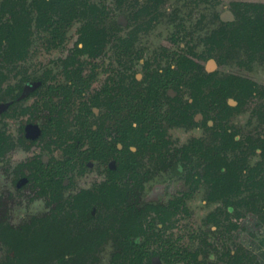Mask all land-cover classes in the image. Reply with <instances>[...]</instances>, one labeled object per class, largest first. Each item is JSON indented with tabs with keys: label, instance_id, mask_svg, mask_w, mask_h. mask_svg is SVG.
Segmentation results:
<instances>
[{
	"label": "rangeland",
	"instance_id": "374dc122",
	"mask_svg": "<svg viewBox=\"0 0 264 264\" xmlns=\"http://www.w3.org/2000/svg\"><path fill=\"white\" fill-rule=\"evenodd\" d=\"M52 1L0 0V264H113L116 254L120 255L117 264L130 263L136 255L143 260L135 264H185L184 260L166 261L161 252L169 242L199 255L201 264H264V39L254 44L226 39L213 51L208 42L224 22L235 20L237 26L246 12L264 18V0H163L159 19L152 25L147 24V14L134 18L147 0H77L75 17L66 16L68 23L58 20L64 13L62 6L53 10L55 17L50 16ZM82 28L107 32V44L98 59L87 54L90 49H79ZM130 37H134L132 51L144 60L135 58L128 68L122 53L128 48L123 41ZM178 54L189 59V75L213 71L217 79L235 76L257 85L256 94L226 121L240 147L223 149L221 154L249 171L241 175L239 193L216 198L218 193L205 181H192L195 173H205L206 160L200 151L184 148L201 140L202 149L214 152L223 142L215 119L212 127L201 119L193 123L197 107L187 106L193 98L188 78L177 94L180 100L172 103L184 123L168 127L165 156L154 151L141 155L139 176L112 187L110 203L100 199L87 212L70 206L81 191L99 189L114 163L93 162L84 174L76 167L67 177L56 178L51 194L45 195L40 185L33 184L31 169L23 165L34 160L44 166L63 161L57 133L67 123L70 132L76 131L74 116L83 98L92 99L113 76L128 80L137 76L142 82L145 62L159 67L160 58L167 65ZM76 68H83L81 75ZM112 69L119 72L111 73ZM70 74L90 80L86 97L75 96L61 108L60 94L55 106L53 96L68 86ZM29 83H36L32 95L26 89ZM163 109L169 112L168 106ZM208 114L216 117L218 111ZM51 123L60 130L48 136ZM86 202L83 199L82 206ZM146 206H154L149 215L137 213ZM157 207L169 210L164 225L156 218ZM131 209L134 216L156 218L152 226L162 239L151 235L149 247H133L134 237L122 232L119 223L114 225ZM111 227L116 231L107 235ZM143 239L145 244V235ZM92 242L91 249L86 247Z\"/></svg>",
	"mask_w": 264,
	"mask_h": 264
},
{
	"label": "flooded vegetation",
	"instance_id": "af4514ba",
	"mask_svg": "<svg viewBox=\"0 0 264 264\" xmlns=\"http://www.w3.org/2000/svg\"><path fill=\"white\" fill-rule=\"evenodd\" d=\"M162 1L163 0H147L144 7L135 11L134 18L139 19L141 16L147 14L150 17L147 24H155L159 19L157 12ZM136 2L139 3L138 0ZM121 3H118V5L120 6ZM60 6H62L64 13H62L61 18H58V20H62L63 22L66 21V23H68L66 19V16L69 17V13H67L68 7L65 4L58 3L57 0L52 1V4H50L52 12L49 14L51 17H55L53 12L57 11ZM250 7L251 6L248 8ZM95 8L98 10L97 7ZM246 13L241 15L240 23H238L237 26L235 20L226 21L221 28L217 29L211 36L208 37V42L211 43V51H213V46L215 47L223 44L226 39L230 42H234V44L244 42L254 44L264 39V18L261 15L253 17ZM72 17H75V14ZM85 31L88 33L93 32L95 34L96 41L93 46H86L83 43H79L80 40L83 39V32ZM107 35L108 34L104 29L90 30L89 28H82L81 36L78 39L79 49H90L87 54L92 57V59H98V57H101V53L107 44ZM123 42L128 48L125 49L122 55L126 56L125 58H127V63L129 62L128 68H130L134 63L133 60L135 58L141 59L142 57L137 56V53L132 51V47L134 46V37H130V39L124 40ZM166 55L167 54L164 53L163 57L165 58ZM174 55L169 58L167 65H162L164 61H161L160 58L159 67L151 66L149 61L145 62L143 64V70L145 72L144 79H142L143 83L138 81L139 78H137V76L136 78L132 76L131 80H128L126 77L117 79L113 76L108 78L107 85L104 88L99 89V91L90 100H85V98H83L86 97V90L87 87H89L90 80L82 79L81 76L76 78L70 74L68 78V86H64L56 90L58 96H53V102L56 103V106L59 99L61 100L59 95L63 94L60 106L61 108H66V103L71 102L75 96L83 98V103H80L79 105V114L74 116V127L76 128V131L70 132L69 130L71 126L69 127V123H67L66 129L63 126L62 131H58L57 133V135H59L57 138H60L61 136L62 140L60 141L58 148L63 151V161H51L44 166L43 162L40 163V161L34 160L29 166L23 165L25 169H31V175L29 178L32 180L33 184L40 185L41 187L42 185L47 184L45 181L41 180L44 171L62 173L63 176L48 178V182H52L54 184L56 178L67 177L68 172L76 169V167H79L81 173L84 174L93 162L100 161L109 164L114 163L115 167L111 168L108 172L109 178L100 185L99 189H96L95 191H81L74 197V201L71 200L70 206L73 210H82L84 212L85 206L80 205L82 204L83 199L89 203L91 201H98L102 197V192L109 191L111 196L112 187L114 188L122 183L125 178L129 181L136 179L139 176V157L141 155H146L151 151L159 152L160 156L164 157L166 154L164 147H168V142L166 141L168 127L182 126L184 123L183 119L178 117L180 113L177 114L176 109L172 108V103L173 101L180 100L177 99V94L179 93L180 88H183L182 84L185 78H188L187 86L193 94V98L191 100L192 102L189 101L187 106L192 109L194 106L197 107L196 110L193 109V123L197 125L201 119L206 125L212 127L216 120V131H218L217 134L221 136L223 144L224 142L226 143L225 140L229 138V134H234V137L239 143L237 148H239L240 140L238 139L236 133H233L228 129L226 121L235 111L240 109L246 98L256 94V83L247 79H240L235 76H230L225 79H217L213 71H206L205 74L200 72L189 75L191 74V70L187 65L189 59L181 54H178V56ZM119 60L122 59L119 58ZM82 69L83 68H76L74 70L81 75L83 72ZM113 72L117 74L119 70L112 69L111 73ZM72 73H74V71H72ZM134 79H136L139 83H136ZM238 82L244 85H250L251 91H248L246 94L244 92V88L238 86ZM35 85L36 83H29L26 85L27 92L30 95L34 94ZM228 86H230V90L228 91L230 94L224 93V88H227ZM235 99H237L238 102L233 105V110L229 112L226 105L230 102V100ZM166 106L169 107L168 113L167 109H163ZM102 107H106V114H103V116L100 115ZM53 109L52 112H54ZM216 110L218 111L217 116L209 117L208 113ZM185 113L187 112L185 111L183 114ZM58 114H56L57 118L59 117ZM62 118L61 123H63ZM177 118L180 120H177ZM47 130H49V132H46V135L53 136L55 130H60V126L56 123H51ZM69 132L71 135L68 134ZM66 134H68L67 137ZM75 137L77 138V141H75ZM140 139L144 140L143 145L145 146H134V142ZM195 143L198 144L197 147H194ZM202 148V141L195 140L191 148L187 147L184 149L200 151L201 156L204 159V153H208L211 158L214 155L223 153V149H221L220 146L216 147L214 152H211L210 149L208 150ZM222 148H224V145ZM237 148H232V150ZM224 149H226L224 150L225 152H229L231 150L227 148ZM222 156H224L226 161H228V155L226 156L223 154ZM117 157H123V160L126 162L131 159L133 163L129 165L125 164L127 169L124 170V172H120L118 169L122 164L118 162ZM211 158L205 159V173L197 172L192 176L194 184H201L205 181L212 188L214 187L213 182H208L205 179V175L207 174L214 178L219 176V170L213 165ZM50 191L52 190L46 189L45 191L43 189V193L45 192V195L51 194ZM81 196H83V198ZM153 208L154 206H146L144 209H140L137 213L139 214V212L142 211V214L147 213L149 215L150 209ZM159 208L160 207H157V209ZM132 209L123 213L120 220H114V225L117 223L121 225L120 230L122 232L128 233V235L134 237L135 240L132 246L137 249H146L151 244V235L162 239L161 234L157 232L156 227L152 225L156 222V218L161 223L163 221V225L165 224L164 222H166L168 216L165 213L166 211L162 210L164 208L161 207L158 210L161 212H156L159 213V215L155 214V216H158L150 221L147 220V218L144 219V217L141 218L140 216H134L132 214ZM113 228L115 227L108 229L106 234L108 235L110 230H112V232L116 231V229ZM144 235L146 236L145 244L142 242L144 240ZM93 244L94 243L92 242L86 247L91 249ZM166 246L167 249L162 248L161 254L165 256L167 262H171L172 260H184L185 264H201L199 255L181 250L177 246V243L175 245L173 242H169ZM117 257H120V255H114L113 264L119 263V260H116ZM136 257L143 258V256L140 255H136ZM114 259L117 262H115ZM125 264H131V262Z\"/></svg>",
	"mask_w": 264,
	"mask_h": 264
},
{
	"label": "trees",
	"instance_id": "16d2710c",
	"mask_svg": "<svg viewBox=\"0 0 264 264\" xmlns=\"http://www.w3.org/2000/svg\"><path fill=\"white\" fill-rule=\"evenodd\" d=\"M57 2L60 3V4L67 5V7H68L67 8V10H68L67 13H69V17L71 19V17L74 16V14H75L74 12H76V10H77L76 6H77L78 1L77 0H57ZM86 29H88V28H86ZM13 37H14V35H13ZM84 37H85V39H84ZM14 39H16V38H14ZM95 41H96L95 40V34L93 32L88 33V32L85 31V32H83V39H81L79 43H83L86 46H89V45L93 46ZM79 43L77 45H79ZM238 86H241V88H244V92L246 94H247L248 91H251V86L250 85H244V84L238 82ZM229 90H230V86H228L227 88H224V93H228ZM228 94H230V93H228ZM237 102H238L237 99L230 100V102L226 105L229 112H231L233 110V105H235ZM229 135H230L229 138L225 140L226 143L224 142V144H223L224 148H227V149L237 148L239 146V143H238L237 139L234 137V134L233 135L229 134ZM143 141L144 140H141V139L138 140V141H135L134 142V146H138L139 145L140 147H142ZM143 146H145V145H143ZM197 146H198V144L195 143L194 147H197ZM224 148L221 147V149H224ZM204 157H205V159L211 158V156H209L208 153H204ZM211 159H212L213 165L215 167H217V169L219 170V176L217 178H214V177H211L210 175L207 174V175H205V179L208 182H213L214 183L213 190H215V193H218L216 198H223L226 193H229L230 195L231 194L232 195H236L237 193H239L241 191V186H242V183H243L241 181V175L244 172H249L247 170V168H245L244 166H243L244 168L240 167L239 166L240 164L237 163V162H228V161H226V158L224 156H222L221 153L212 156ZM117 160H118V162L120 164H122L120 166V168L118 169L120 172H124V170L127 169L125 164L129 165V164L133 163V161L131 159L128 160V162L124 161L123 157H117ZM255 170H253L252 173H254ZM54 176H63V175H62L61 172L60 173H55L53 171H44L43 172L41 180L45 181L47 183V184L42 185V187H43V189L45 191H46V189H51V190L54 189V184L52 182H48L49 181L48 178H53ZM249 180H251V177H250ZM51 181H53V180H51ZM109 196H110V192L109 191L102 192L101 199L103 201H105V203H110L109 202V200H110ZM95 202L96 201H94L92 203H89V202L85 203L86 205H84L85 206L84 212H87V210L89 208H91L92 204H94ZM227 202H229V201H227ZM180 203H181V201L179 203H177V204L174 202L172 205L176 206V205H178ZM80 205H82V204H80ZM162 210L163 211H169L167 209H162ZM158 212H161V211H158ZM84 215H85V213H84ZM133 258L134 259L131 261V264H135L136 260L137 261L138 260H142L141 257H133Z\"/></svg>",
	"mask_w": 264,
	"mask_h": 264
}]
</instances>
